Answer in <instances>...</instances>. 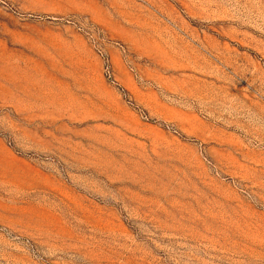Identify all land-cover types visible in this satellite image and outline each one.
I'll return each instance as SVG.
<instances>
[{
	"label": "rangeland",
	"instance_id": "1",
	"mask_svg": "<svg viewBox=\"0 0 264 264\" xmlns=\"http://www.w3.org/2000/svg\"><path fill=\"white\" fill-rule=\"evenodd\" d=\"M0 264H264V0H0Z\"/></svg>",
	"mask_w": 264,
	"mask_h": 264
}]
</instances>
